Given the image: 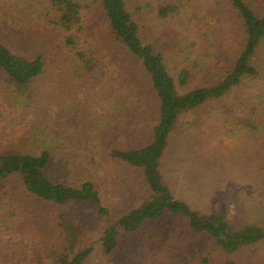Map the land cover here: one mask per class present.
Instances as JSON below:
<instances>
[{"label":"rangeland","instance_id":"rangeland-1","mask_svg":"<svg viewBox=\"0 0 264 264\" xmlns=\"http://www.w3.org/2000/svg\"><path fill=\"white\" fill-rule=\"evenodd\" d=\"M145 1L131 0L130 6ZM18 3L8 0V6L17 10ZM84 15L88 29L111 43L99 4L85 9ZM139 23L144 38H155L166 47L173 75L182 63L191 62L180 58L183 54L177 43L182 36L175 22L156 19L149 8H143ZM22 25L18 27L21 34L13 37L18 52L38 51L44 38L38 30ZM226 43L224 48L222 42L211 44L201 55L203 67L197 69L195 81H215L231 64V41ZM111 49L103 61V74L98 68L70 70L51 65L36 81L15 85L0 73V113L8 119H0V151L39 152L48 147L54 159L52 177L72 185L93 180L110 211L109 217H102L91 203L41 202L28 196L20 179L12 177L6 182V198L0 194V247L13 239L12 245L26 248L29 264H54V254L65 245L63 232L67 231L59 224L67 220L78 226L77 249L96 247L87 264H206L204 256L209 257L208 264H226L227 259H236V264H262L264 244L245 248L236 256L205 252L208 239L171 214L146 223L135 234L123 235L116 253L103 254L100 238L104 228L146 195L142 171L114 160L109 152L114 147L147 144L158 121V102L142 66L116 47ZM255 85L246 90L249 107L257 101ZM233 104L230 95L183 114L172 132L163 172L174 194L202 215L224 211L235 228L247 223L264 225V133L233 136L231 122L226 120ZM260 118L264 121L263 115ZM6 125L17 131L8 135ZM10 224L14 230L7 228Z\"/></svg>","mask_w":264,"mask_h":264},{"label":"trees","instance_id":"trees-1","mask_svg":"<svg viewBox=\"0 0 264 264\" xmlns=\"http://www.w3.org/2000/svg\"><path fill=\"white\" fill-rule=\"evenodd\" d=\"M96 3L104 14L111 43L102 40L96 30L88 29L84 11ZM130 4L131 0H19L17 10L8 6V0H0V73L15 85L36 81L51 65L70 70L98 68L103 74L104 58L114 47L142 66L158 102V121L152 138L143 146L114 147L109 155L142 171L146 195L104 228L100 238L103 254L113 255L119 250L123 235L135 234L146 223L169 214L180 217L191 231L208 239L205 252L214 250L236 256L245 248L264 244V225L247 223L235 228L224 211L204 216L188 201L178 198L166 181L162 166L181 116L208 102L231 95L234 104L226 120L231 122L233 136L264 133V121L260 118L264 116V0H146L141 6ZM143 8H149L156 19L173 21L180 28L182 39L179 37L177 43L179 53L183 54L180 58L191 62L182 63L175 75L168 66L166 47L141 33L139 16ZM21 25L38 30L39 37L44 38L38 51L18 52L19 45L13 37L21 34L18 33ZM218 41L224 45L221 48L231 41V64L215 81H195L197 69L203 67L201 55L211 44L218 45ZM251 84L258 86V92L257 101L249 107L246 90ZM0 119L8 120L2 113ZM6 127L8 135L17 131L15 126ZM53 161L46 146L39 152L0 151V194L6 198V182L18 177L28 196L41 202L91 203L100 216L109 217L110 211L103 204L96 183L86 179L72 185L54 179L50 171ZM7 205L8 202L5 209ZM14 214L18 215V211ZM10 225L7 228L14 230V224ZM59 226L67 231L63 232L65 245L54 254V264H87L96 247L91 244L77 249L78 226L67 220ZM12 240L8 246L0 247V264H29L26 248L12 245ZM3 257L7 259L2 260ZM202 261L208 264L209 257H202ZM236 261L227 259L226 264Z\"/></svg>","mask_w":264,"mask_h":264}]
</instances>
